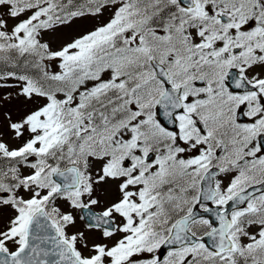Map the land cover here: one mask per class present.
I'll return each mask as SVG.
<instances>
[{"label": "snow or ice", "instance_id": "1", "mask_svg": "<svg viewBox=\"0 0 264 264\" xmlns=\"http://www.w3.org/2000/svg\"><path fill=\"white\" fill-rule=\"evenodd\" d=\"M0 264H264V0H0Z\"/></svg>", "mask_w": 264, "mask_h": 264}]
</instances>
